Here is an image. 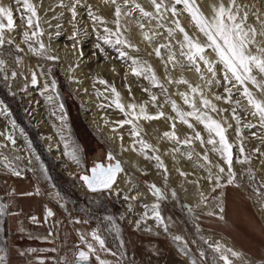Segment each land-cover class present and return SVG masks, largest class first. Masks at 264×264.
Masks as SVG:
<instances>
[{
  "label": "rangeland",
  "instance_id": "374dc122",
  "mask_svg": "<svg viewBox=\"0 0 264 264\" xmlns=\"http://www.w3.org/2000/svg\"><path fill=\"white\" fill-rule=\"evenodd\" d=\"M29 3L36 11L31 27L22 18L30 15L22 3L0 0V7L10 9L15 21L14 30L4 32L5 41L11 40L12 43L5 42L0 46V61L3 62L0 66V159H6V163L18 168V171L11 173L0 171V195H14L13 201H5L7 210L18 208L23 220L35 217V223L40 225H33V230L38 233L43 228L57 230L60 242H28L26 248L29 252L10 255L11 261H19L20 264H72L69 256L73 255L75 249H66L75 248L83 242L92 245L93 253L99 260L107 264H126L118 249L123 251L127 242L135 243L137 236L139 240L148 241L160 235L179 236L180 241H172L189 250L191 247L187 244L186 235H192L199 248L205 249L203 258L200 257L204 264H223L218 259L219 254L203 238L208 242L217 241L225 250L236 252L235 248L228 247L221 235L203 233L195 222L202 216L229 219L228 213H231L246 230L248 210L256 217L252 201L264 213V127L251 114L247 100L235 88L229 102L216 99L218 95H228L222 66L215 65L217 75L213 78L203 63L198 61L201 71L196 72L181 54L187 49H182L183 34L175 30L173 21L178 19L194 40L204 42L206 38L187 13L173 16L162 8L160 15H157L151 0H130L127 5L124 0H116L115 4L112 0H80L79 4H76V0H29ZM198 3L202 12L211 17L215 6L223 3L227 7L230 0H198ZM235 3L240 6V15L247 13L245 28L251 25L259 33L264 24V0H235ZM74 4L75 17L70 10ZM134 4L152 12L153 16L143 17L136 9L130 16L122 14L119 17L120 35L136 46L135 49L122 50L147 62L166 91L153 86L143 76L133 75L131 61L118 58L116 47L122 46L107 45L100 39L106 35L105 28L117 31L115 8L120 6L123 12H128ZM164 4L171 7L172 0H164ZM176 7L182 8V5ZM89 10L101 17L103 23L93 21L88 16ZM3 22L6 24L7 20ZM169 29H173L171 36ZM34 31L38 35L32 37ZM25 32L31 39L25 40ZM145 35L150 39H145ZM115 38L112 37L113 40ZM256 40L264 47V36L257 35ZM40 44L44 46L42 50ZM156 49L160 50V56L156 55ZM249 51L255 54L256 45H249ZM205 54L210 60L216 59L211 49H206ZM170 55L174 57L171 61ZM254 74L258 80H264V76ZM33 75L35 84L32 83ZM101 80L106 83H100ZM179 80L188 83H177ZM209 81L213 82L209 84ZM189 85L198 86L202 96L191 93ZM113 87L119 93V103L124 106V111L114 103ZM247 87L257 99L264 100V93L251 83H247ZM180 93H187L197 109L206 111L226 129L225 136L232 145V184L228 183V165L222 154L213 151V145L207 143L209 133L204 125L189 117V123L193 125L189 128L176 118L169 101H175L182 111L192 110L184 103ZM152 95L157 97L155 102L150 99ZM201 98L208 99L218 111L203 108ZM129 104L137 105L134 110L137 113L139 106L143 105L150 115L157 112L165 115L151 120L132 119L129 112L133 110L127 108ZM233 109L239 121L233 119ZM125 119H132V123L121 126L119 122ZM160 120L165 122L164 126L159 123ZM249 124L254 127L246 126ZM134 129L139 131L138 136L133 135ZM165 132H175L176 138L165 137ZM196 132L200 133L201 140L194 139ZM8 136L15 140V144L6 138ZM213 138L218 141L214 134ZM185 139H191V143H182ZM140 141L151 147L142 148ZM216 146L219 147V144ZM74 149L78 150L79 163L71 158ZM106 150L118 155L129 179L136 178L153 193L154 205H158L163 223L156 220L151 206L146 203L140 205L135 198L128 197V193L114 195L109 189L86 191L79 173L86 172L88 165L102 160ZM167 152H175L177 158L180 157L191 167H195L199 160L203 161L219 176V187L216 185L195 205L189 203L187 196L201 192L204 181L190 179L180 173L176 178L167 164ZM130 154L147 170L133 168L129 163ZM205 155L207 160L204 159ZM153 156H158L159 161ZM161 163L163 167L158 166ZM148 165L158 177L157 180L151 178ZM219 168L225 171L221 173ZM27 181L29 183L22 184ZM152 185L162 194V201ZM238 185L244 190L241 191ZM51 190L54 195L50 194ZM205 201L212 204L219 201L224 212L211 211L214 207L204 210L202 205ZM45 207H49L51 216L46 215ZM93 232H98L105 240L108 251L101 249L92 238ZM2 233L5 248L12 253L5 227ZM45 233L54 238L52 233ZM46 238L52 240L47 235ZM258 250L260 256L253 258L240 254L233 257L230 252L225 254L229 256L231 264H257L264 260V245Z\"/></svg>",
  "mask_w": 264,
  "mask_h": 264
},
{
  "label": "snow or ice",
  "instance_id": "6c2138e0",
  "mask_svg": "<svg viewBox=\"0 0 264 264\" xmlns=\"http://www.w3.org/2000/svg\"><path fill=\"white\" fill-rule=\"evenodd\" d=\"M18 4L22 3L24 5V9L26 12L30 13L27 17H22L25 19L27 25L29 27L32 26V17L36 15L35 7L29 3V0H16ZM80 0H76V4H79ZM130 0H124L125 5H127ZM134 2V0H133ZM112 3L115 4L116 0H112ZM151 3L155 9L157 15H160L161 9L164 8L166 11L171 12L173 16H177L178 13L185 12L191 18V22L194 26L203 34L206 38L204 42L199 40H194L186 30L181 26L180 21L177 19L173 21L175 24V30H178L180 33L183 34V42L181 44L182 49H187L186 52L182 51L181 54L184 55L191 66H193L196 72H200V63L202 62L204 67L207 69L209 73L212 74L213 78L216 77L217 72L215 70V65L219 64L222 66L223 72V81L225 83V92L228 94L227 97L216 96L217 100L224 99L225 102H229L233 96V89L235 88L236 91L240 92L241 95L247 100L249 107L251 108V114L258 118L260 126L264 127V100L257 99L252 91L249 90L247 87V83H251L257 90L264 93V80H258L257 76L254 73H258L261 76H264V47H261L256 40V36H264V24H262V29L258 33L257 30L248 25L245 28V21L247 20V13L240 15V6L236 5L235 0H230V4L226 7L223 3L215 6L213 8L214 15L211 17L206 16L198 3V0H172L171 7H168L164 4V0H151ZM177 5H182V8H177ZM138 9L143 17H151L153 16L152 12L145 11L139 4H134L133 9L129 10L128 12H123L120 6H117L114 11V15L116 16V24H117V31L113 32L111 29L105 28L104 31L106 35L100 37L104 44L112 45V46H122L116 47V51L118 52V58L130 60L131 61V71L133 75L136 76H143L145 79H149L153 86L161 87L162 90L163 86L160 85L157 76L152 69L151 66L147 65V62L141 61L138 58H134L129 55V53L124 48H132L135 49V45L131 42L124 39L119 32V17L123 15H131V12ZM73 13V16L76 15V5L74 4L73 7L70 9ZM88 16L93 21H99L103 23L101 17L95 16L91 10L88 12ZM6 19L7 23L5 24L3 20ZM15 21L13 19V15L10 9H5L0 7V46H2L5 42L12 43L11 40L5 41L4 32L14 30ZM141 28L144 27L143 24L140 25ZM173 29H169L168 33L171 36ZM25 40L31 39L28 36L27 32L24 33ZM37 32L32 33V37L37 36ZM75 35V33H74ZM112 37H116L114 40ZM145 39H150L147 35H145ZM249 45H256V53H252L249 51ZM100 47V45H97ZM163 47V46H162ZM44 48L43 44H40V49ZM206 49H211L216 59L210 60L206 56ZM19 50V49H18ZM156 55L160 56V50L156 49ZM42 54V53H41ZM49 59H56L55 57H48ZM173 56H169V61L173 60ZM3 62L0 61V66H2ZM15 75V73H13ZM171 82V81H170ZM177 83H188L184 80L176 81ZM213 81H209L208 83L211 84ZM219 83V81H215ZM32 83H36L35 75H33ZM100 83H106V81L101 80ZM228 85H231L229 87ZM189 89L191 93L195 94H202L199 92V88L193 87L189 85ZM112 93L116 97L114 103L116 107L119 108L121 111H124V106L119 103V93L116 92V89L113 87L111 89ZM166 91V90H165ZM181 97L184 100L185 104H188L189 107L192 109L191 111H182L180 110L175 101H169L171 103L172 110L176 113V118H178L182 123L186 124L189 128H192L193 125L189 123L188 118H194L197 122L204 125L205 130L209 133V139L207 140L208 144L213 145V151L220 152L225 160V163L228 165V173H229V180L228 183L232 184L234 182V175L232 173V157H231V148L232 145L228 143L227 138L225 136L226 129L222 126V124L213 119L211 116L207 114L206 111H201L200 109L196 108L194 102H192L189 98L187 93H180ZM151 101L155 102L157 97L152 95L150 97ZM201 105L205 109H211L212 111H218L214 105L206 98H201L200 101ZM237 105L239 101L236 102ZM127 108L133 111L129 112V115L132 119H144V120H151V119H159L163 117L165 114L163 112H157L155 115H150L146 112L145 107L143 105L139 106V112H135L134 110L137 108V105L129 104ZM233 119L239 121V116H237L236 110L233 109ZM132 119H125L121 122V126L124 124H131ZM248 127H254V125H246ZM172 127L174 128L175 125L173 124ZM213 134L215 137H218V141L213 138ZM133 135L138 136L139 131L133 130ZM165 137L169 139L176 138L175 132H165ZM11 143L15 144V140L8 136L6 137ZM194 139L201 140V136L199 132L194 134ZM142 148L148 149L151 146L147 143L140 141ZM184 144L191 143V139H185L182 141ZM217 143L219 147H217ZM77 151L74 149L71 152V158L74 162L79 163ZM241 153H243L244 149L241 147ZM259 151V149H256ZM109 160L112 159L111 154L107 157ZM153 159L159 161L158 156H153ZM207 160V156L204 157ZM240 163H244L245 161H238ZM159 167H163V164H158ZM122 171L120 163L116 164H109L105 167L102 164H96L91 169V175H82L80 179L84 182L86 187L89 191L97 192L104 189H110L113 187L116 176L119 172ZM224 168H219V172H224ZM19 175V173H15ZM183 174V173H182ZM217 187H219V176L216 177ZM152 189L156 191V195L158 198H162V194L159 190L155 189V185L151 186ZM32 193H28L27 195H31ZM175 195V193H173ZM134 199V197H132ZM4 205H0V215L4 214L5 210ZM158 205L152 206V211L155 215V218L158 222L163 223L160 212L157 210ZM221 211L223 208L221 207ZM47 216H51L52 212L47 211ZM33 222H36V218H31ZM105 219H110L109 217H105ZM79 222V221H77ZM139 224V221H137ZM166 230V229H165ZM92 238L99 244L101 249L108 251L105 248V240L98 234V232H93ZM174 240L180 241L181 237L175 236L173 237ZM81 240H84V237H81ZM210 247H212L210 245ZM88 252L83 250L78 251L76 253V264H87L89 260V253L94 252L92 245H87ZM3 250L0 249V252ZM213 251L218 253V259L223 261V264H231L229 256L225 254L226 252H230L233 257L239 255V253L227 249L222 250V246L217 244L213 247ZM23 254V253H21ZM115 255V253H113ZM201 256H204V253H201ZM99 260V258L97 257ZM6 256L0 255V264H5ZM99 264H107L104 260H99Z\"/></svg>",
  "mask_w": 264,
  "mask_h": 264
},
{
  "label": "crops",
  "instance_id": "0c3cea01",
  "mask_svg": "<svg viewBox=\"0 0 264 264\" xmlns=\"http://www.w3.org/2000/svg\"><path fill=\"white\" fill-rule=\"evenodd\" d=\"M47 208L48 207H45L44 209ZM211 211L217 213L224 212L221 211V206L218 207L216 211L215 208ZM253 211L256 217H253V212L248 210L247 214L249 215V219L246 220V225L248 226L246 230L245 227L243 228L239 225L237 217L231 213H228V215L230 214L229 219L221 220L220 218H206L202 216L195 223L201 228V230H203V233L209 232L211 234L221 235L223 238L227 239L240 256L244 255L250 258L259 257L260 253L258 249L260 246L264 245V220L255 208H253ZM25 220L33 225H40L33 222L32 219L25 218ZM49 232L55 234L57 233V230L50 229ZM172 237H169V235L168 237L166 235H160L152 241H148L146 239L139 240L137 236L135 237V243H129V245L137 259L140 260L142 264H204L200 257L203 258L201 253L203 252L205 254V249H202L201 246L199 248V244L196 243L195 238L192 235H186L187 244L191 247L189 250L188 248L186 249L181 246L179 243L175 244L172 241ZM203 241L208 244L209 247L211 245L212 247L210 248L219 244L217 241L208 242L204 238ZM79 245L87 248V245L83 242H80ZM75 248H67L66 251H71ZM91 257L94 263L99 264V260L93 252L91 253ZM260 263H263V261L257 262V264Z\"/></svg>",
  "mask_w": 264,
  "mask_h": 264
},
{
  "label": "bare ground",
  "instance_id": "6f19581e",
  "mask_svg": "<svg viewBox=\"0 0 264 264\" xmlns=\"http://www.w3.org/2000/svg\"><path fill=\"white\" fill-rule=\"evenodd\" d=\"M159 123L162 126H164V124H165V122H163L161 120L159 121ZM115 145H117V143H115ZM209 154H210V152H209ZM177 157L178 156L176 155L175 152H173V153L167 152V155H166L167 164H168V166L170 168V171L175 175L176 178L179 175V173L180 174L183 173L184 175H186L190 179H195L196 178V179H199V180L201 179V180L204 181V184H203L201 192H194V193L189 194V196H187V198H188L187 201H189V203H191V204L193 203L195 205L196 203L201 201V199L206 194H208L217 185V183H216L217 173L215 171H213L208 165H206L201 160H199L196 163L195 167H191V166L186 165L184 160L180 159V157L179 158H177ZM5 158H7L8 161H10L7 156H5ZM0 160H1L0 161V171H7V172H10V173L12 171H18V168H16V166H14V165H12L11 163H8V162L6 163V161H7L6 159H4L6 161H4L3 159H0ZM2 161H4L5 163L2 162ZM221 162H222V160H221ZM129 163L131 164V166L133 168L137 169L138 171H146L147 170L145 166L140 164V162L138 163V161H135V159L132 156V154H130ZM216 164H217V160H216ZM213 166H215V165H213ZM148 167H149V165L147 166V168ZM121 168H122V171L118 173V175L116 177V181H115L113 187L109 189V192H111L114 195H116L117 193L118 194H122V193L126 194V193H128L129 196L128 195L127 196L128 197H134L138 201L139 204L140 203H144V204L146 203V204H148V206L152 207L154 205V202H155V196L153 195V193L143 183L138 181L136 178L132 177L133 179H129L128 178L129 174L126 171V169L124 167H121ZM149 174H150L151 178H153L154 180H157L158 177H156V175L150 169V167H149ZM238 188L241 191L244 190L243 187L240 186V185H238ZM86 191H88V190H86ZM50 194L54 195V191L51 190ZM127 196H126V198H127ZM221 197L222 196H220L219 199H221ZM252 203H253V206H255V209H256L257 208V203L255 201H252ZM212 207H214L215 211H216V209H218V207H220L219 201H216L213 204L209 203L208 201L203 202L202 208L204 210H207L208 208L211 209ZM260 209H261L260 207L257 208L258 213L260 214L261 218L264 220L263 210H260ZM38 235H39V237H38ZM46 235L48 237H51L52 240L54 239L51 235H48L47 233H45V231H42V232H39V233L36 234V236L39 239L49 240L48 238H46ZM223 241H224V243H226V245L228 247H233L229 243V241L227 239L224 238ZM69 264H71V263H69ZM260 264H264V262L260 263Z\"/></svg>",
  "mask_w": 264,
  "mask_h": 264
},
{
  "label": "built area",
  "instance_id": "2783aa9c",
  "mask_svg": "<svg viewBox=\"0 0 264 264\" xmlns=\"http://www.w3.org/2000/svg\"><path fill=\"white\" fill-rule=\"evenodd\" d=\"M13 198H14V195H12V194H6V196H4V197L0 195V205L6 206L5 210H4V214L0 215V237H1L0 249L3 250L2 252H0V255L6 256L5 264H20L19 261H17V262L11 261L10 255L13 256V254H14V255L18 256L20 253H28L29 251L26 248L27 247L26 244L28 242L36 241L38 243V242L42 241V242L48 243L51 241H53V242L55 241L57 244H59V242H60L59 241V235L57 233L53 234L54 238H56L54 240L50 241V240H46V239H39L36 236V234L38 232L33 230V224L23 220L22 214L18 208L10 209V211L7 210V204L5 205V203H6L5 201L9 200V199L12 200ZM11 203H13V202H11ZM9 213H12L13 215H15V218H16L15 219V229H14L15 230V236L14 237L16 240H14L12 242H8V246L11 247L12 253L7 252V250L4 246L5 238L3 237V233H2L4 230V227L6 230L7 218H8ZM42 231H45V230L42 229ZM42 231H39V232H42ZM22 236H25V237H22ZM22 240H24V241H22ZM123 244H124V242H123ZM119 251H120L121 256L123 257L124 261L126 262V264H142L140 262V260L137 259L136 255L134 254V252H133L131 246L128 244V242H127V245L125 246V248L123 250L124 252L121 251L120 249H119ZM66 258H67V256H66ZM69 258L73 260L74 253L72 256L70 255ZM262 261L264 262V260H262ZM94 264H96V263H94Z\"/></svg>",
  "mask_w": 264,
  "mask_h": 264
},
{
  "label": "water",
  "instance_id": "95a60500",
  "mask_svg": "<svg viewBox=\"0 0 264 264\" xmlns=\"http://www.w3.org/2000/svg\"><path fill=\"white\" fill-rule=\"evenodd\" d=\"M109 154H111V156H112V163H109V162L107 161V160H108L107 157H108ZM116 163H120V165H121V167H122V163L120 162V158L118 157V155H115V154H114V151L111 152V151L106 150V152H105V156H104L103 160L95 161L93 165H90V166L88 167V173H84V172L79 173V179H80V176H82V175H86V174H87V175H91V169H92L96 164H102V165H104L105 167H107L109 164H116ZM117 175H118V174H117ZM116 177H117V176H116ZM80 180H81V179H80ZM81 181H82V180H81ZM82 183H83L85 189L88 190V188L86 187V185L84 184L83 181H82ZM88 191H89V190H88ZM89 192H92V191H89ZM47 211H50L49 207L46 209V212H47ZM81 250H83V251H85V252H88V249L85 248L84 246H82V245L77 246V247L75 248V250H74V258H73V260H72V264H76V253H77L78 251H81ZM89 257H90V258H89L87 264H94V261L92 260V257H91V253H89Z\"/></svg>",
  "mask_w": 264,
  "mask_h": 264
},
{
  "label": "trees",
  "instance_id": "16d2710c",
  "mask_svg": "<svg viewBox=\"0 0 264 264\" xmlns=\"http://www.w3.org/2000/svg\"><path fill=\"white\" fill-rule=\"evenodd\" d=\"M25 183H29V182L27 181V182H24L22 184H25ZM162 200H163V198L161 199V201ZM15 219H16L15 215H13L12 213H9L8 218H7V224H6V233L8 234V236H7L8 242H12V241L16 240L14 237L15 236V230H14L15 229ZM45 230L49 232V230H47V229H45Z\"/></svg>",
  "mask_w": 264,
  "mask_h": 264
},
{
  "label": "flooded vegetation",
  "instance_id": "af4514ba",
  "mask_svg": "<svg viewBox=\"0 0 264 264\" xmlns=\"http://www.w3.org/2000/svg\"><path fill=\"white\" fill-rule=\"evenodd\" d=\"M102 160H103V159H102ZM107 161H108L109 163H112V159H111V160L108 159ZM93 164H94V163H93ZM93 164H92V165H93ZM89 166H90V165L87 166V170H86V172H84V173H88V167H89Z\"/></svg>",
  "mask_w": 264,
  "mask_h": 264
}]
</instances>
